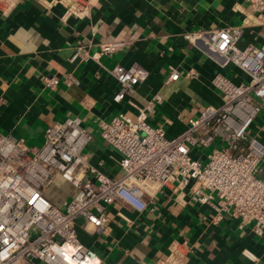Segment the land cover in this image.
Here are the masks:
<instances>
[{
  "label": "crops",
  "instance_id": "crops-1",
  "mask_svg": "<svg viewBox=\"0 0 264 264\" xmlns=\"http://www.w3.org/2000/svg\"><path fill=\"white\" fill-rule=\"evenodd\" d=\"M72 1L0 0V133L35 148L48 124L78 115L91 134L83 149L88 163L112 177L121 174L120 153L101 136L99 120L134 117L136 105L157 93L161 100L148 120L167 137L176 136L204 105L221 102L214 74L236 82L248 79L237 64L209 47L210 30L240 25L238 46L264 41V23L243 24L251 10L247 0H80L85 11L63 17ZM195 30L201 36L191 40L186 34ZM105 41L121 45L101 52ZM134 62L148 75L115 100L119 82L111 68ZM172 70L179 72L176 79H168ZM50 77L56 79L51 86L45 84ZM67 77L75 81L68 84ZM250 131L264 143V114ZM192 153L205 159L201 148ZM261 169L264 175V163ZM76 189L56 172L42 191L64 208ZM105 212L109 219L99 229L82 215L73 222L96 264H167L171 255L176 264H264V230L257 234L252 223L240 225L237 216L193 200L187 187L175 183L147 196L142 210L114 201ZM243 248L257 259L245 256Z\"/></svg>",
  "mask_w": 264,
  "mask_h": 264
},
{
  "label": "built area",
  "instance_id": "built-area-1",
  "mask_svg": "<svg viewBox=\"0 0 264 264\" xmlns=\"http://www.w3.org/2000/svg\"><path fill=\"white\" fill-rule=\"evenodd\" d=\"M251 6L244 23H264V0H247ZM80 0L67 2L63 17L82 14ZM85 4V3H84ZM242 27L214 28L208 33L209 47L237 64L248 79L233 81L222 73L212 77L221 102L206 104L187 127L167 137L160 126L149 122L155 103L153 94L134 117L126 114L101 119V136L120 153L121 174L112 177L88 163L83 149L91 134L78 115L48 124L44 140L29 147L21 139L0 133V264H96L93 253L78 239L73 222L84 216L96 229L108 221L105 206L120 201L142 210L147 196L166 183L187 187L190 198L210 202L240 219L252 223L257 234L264 230V143L251 135V125L264 114V41L240 47ZM194 40L195 30L186 34ZM120 42L105 41L101 52H113ZM81 46L73 57H76ZM111 73L119 82L114 94L120 100L144 80L148 71L137 64H115ZM189 74H191L189 72ZM172 70L168 79H176ZM66 83L75 81L67 77ZM56 79L46 78V85ZM206 147L205 159L193 156V148ZM87 171L92 172L86 176ZM58 172L77 189L64 201V208L53 204L43 188ZM242 253L257 255L248 248ZM167 264H176L171 255Z\"/></svg>",
  "mask_w": 264,
  "mask_h": 264
},
{
  "label": "rangeland",
  "instance_id": "rangeland-1",
  "mask_svg": "<svg viewBox=\"0 0 264 264\" xmlns=\"http://www.w3.org/2000/svg\"><path fill=\"white\" fill-rule=\"evenodd\" d=\"M201 149H202L204 152H207V151H208V148H206V147H201Z\"/></svg>",
  "mask_w": 264,
  "mask_h": 264
}]
</instances>
